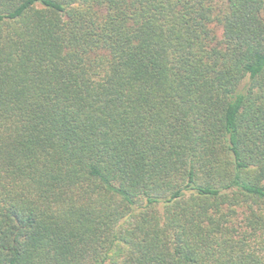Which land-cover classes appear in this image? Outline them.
Here are the masks:
<instances>
[{
  "label": "trees",
  "instance_id": "trees-1",
  "mask_svg": "<svg viewBox=\"0 0 264 264\" xmlns=\"http://www.w3.org/2000/svg\"><path fill=\"white\" fill-rule=\"evenodd\" d=\"M0 264H264V0H0Z\"/></svg>",
  "mask_w": 264,
  "mask_h": 264
}]
</instances>
